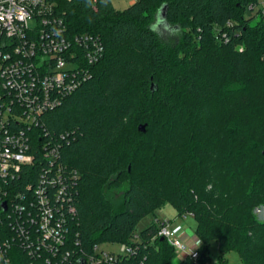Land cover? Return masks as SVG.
<instances>
[{
	"label": "trees",
	"instance_id": "trees-1",
	"mask_svg": "<svg viewBox=\"0 0 264 264\" xmlns=\"http://www.w3.org/2000/svg\"><path fill=\"white\" fill-rule=\"evenodd\" d=\"M58 1L69 32L98 37L103 54L30 133L34 163L0 178V264H48L29 255L11 224L13 205L35 200L39 186L69 222L80 254L119 243L133 248L135 264H205L216 241L220 260L236 251L242 264H264V220L255 213L264 205L259 0H135L125 10L111 0ZM165 6L181 34L176 44L153 25ZM53 144L60 155L52 162L45 152ZM58 164L74 175L59 200ZM167 204L195 219L196 261L175 263L174 248L155 239L157 224L137 233ZM62 252L69 257L59 255V264H76L71 245Z\"/></svg>",
	"mask_w": 264,
	"mask_h": 264
},
{
	"label": "built area",
	"instance_id": "built-area-1",
	"mask_svg": "<svg viewBox=\"0 0 264 264\" xmlns=\"http://www.w3.org/2000/svg\"><path fill=\"white\" fill-rule=\"evenodd\" d=\"M260 7L264 15V3ZM102 54L98 37L69 32L58 0H0L1 179L17 176L25 165L34 163L30 133L37 130L44 113L60 107L79 87L88 67ZM14 123L21 128L13 130ZM59 155L60 147L54 144L45 152V158L52 162ZM63 169L60 164L55 169L58 200L69 193L74 177L72 172L65 176ZM35 196V200L13 205L15 218L11 222L31 257L43 255L48 264H59V255L67 261L69 255L62 250L71 245L78 254L76 264H135L134 250L126 244H120L117 252L98 247L89 254H80L82 250L78 240L71 237L69 222L55 214L48 194L39 186ZM159 227L155 239L166 240L174 248L175 263L188 256L195 261L199 258V246L191 249L183 243L172 231L171 223ZM5 246H9L8 241Z\"/></svg>",
	"mask_w": 264,
	"mask_h": 264
},
{
	"label": "rangeland",
	"instance_id": "rangeland-1",
	"mask_svg": "<svg viewBox=\"0 0 264 264\" xmlns=\"http://www.w3.org/2000/svg\"><path fill=\"white\" fill-rule=\"evenodd\" d=\"M114 7L117 10H125L127 9L135 0H111ZM259 6H262L264 0H259ZM160 13V12H159ZM153 25L156 26V30L160 33L162 39L169 44H176L180 37V31L177 30L173 25L168 24L166 21L162 22L159 14H157L156 20L153 22ZM132 127L136 126L135 121L132 120ZM120 193H116V200L120 199ZM262 209V210H261ZM264 205L260 206L255 210L257 217L260 220L264 219ZM263 218V219H262ZM171 223V229L174 233H176L177 237L182 239V235L186 234L188 236L193 237L196 229V221L192 216H186L183 218L178 217L177 210L171 205L167 204L164 208L157 210L155 215H149L145 217L138 225L137 233H140L144 229H146L151 224H157L160 226L163 223ZM183 243L188 245V242L182 241ZM200 245V244H199ZM103 249L107 251L117 252L119 251L120 244H104L101 246ZM209 250V259L205 262V264H242L240 255L236 251H229L226 254H223V259L220 260L222 254L220 253L219 244L216 241H211L208 244ZM180 257L184 258L185 254H179ZM183 260V259H182ZM176 261V260H175ZM177 262V261H176ZM199 264V262H198Z\"/></svg>",
	"mask_w": 264,
	"mask_h": 264
},
{
	"label": "crops",
	"instance_id": "crops-1",
	"mask_svg": "<svg viewBox=\"0 0 264 264\" xmlns=\"http://www.w3.org/2000/svg\"><path fill=\"white\" fill-rule=\"evenodd\" d=\"M135 2V1H134ZM133 4V3H132ZM182 240L188 242V246L191 248V249H195L199 246L200 242L199 240L197 239L195 233H194V236L191 237V236H188L186 234H183L182 235Z\"/></svg>",
	"mask_w": 264,
	"mask_h": 264
},
{
	"label": "water",
	"instance_id": "water-1",
	"mask_svg": "<svg viewBox=\"0 0 264 264\" xmlns=\"http://www.w3.org/2000/svg\"><path fill=\"white\" fill-rule=\"evenodd\" d=\"M159 17L161 18V21L162 22H165L166 21V6L163 7L160 10ZM139 130L142 131V132H146V125L139 126ZM263 154H264V151H263ZM162 241H163V239H162Z\"/></svg>",
	"mask_w": 264,
	"mask_h": 264
},
{
	"label": "clouds",
	"instance_id": "clouds-1",
	"mask_svg": "<svg viewBox=\"0 0 264 264\" xmlns=\"http://www.w3.org/2000/svg\"><path fill=\"white\" fill-rule=\"evenodd\" d=\"M103 2H104L105 4H107V3L109 2V0H103ZM94 3H95V0H87V4H88L89 6H92Z\"/></svg>",
	"mask_w": 264,
	"mask_h": 264
}]
</instances>
